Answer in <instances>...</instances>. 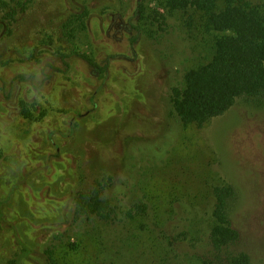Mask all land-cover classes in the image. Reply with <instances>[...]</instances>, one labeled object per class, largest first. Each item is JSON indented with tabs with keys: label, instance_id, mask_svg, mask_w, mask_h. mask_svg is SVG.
Wrapping results in <instances>:
<instances>
[{
	"label": "rangeland",
	"instance_id": "obj_1",
	"mask_svg": "<svg viewBox=\"0 0 264 264\" xmlns=\"http://www.w3.org/2000/svg\"><path fill=\"white\" fill-rule=\"evenodd\" d=\"M83 1L28 0L3 22L0 264H43L45 247L61 264H180L166 241L145 232V244L117 256L71 238V196L101 168L140 185L155 204L190 201L203 219L212 186L232 184L233 224L243 249L264 264V107L240 99L202 127L182 124L170 89L211 57L208 37L189 33L175 12L168 32L132 43L137 0ZM84 4L89 16L73 23ZM84 57L107 67L99 73ZM22 102L36 105L30 118Z\"/></svg>",
	"mask_w": 264,
	"mask_h": 264
},
{
	"label": "trees",
	"instance_id": "obj_2",
	"mask_svg": "<svg viewBox=\"0 0 264 264\" xmlns=\"http://www.w3.org/2000/svg\"><path fill=\"white\" fill-rule=\"evenodd\" d=\"M27 1L0 0L1 33L3 22L13 21ZM153 1L137 0L132 43L142 33L156 40L160 32H168L166 16L175 12L183 13L184 28L189 33L198 30L211 43V57L185 72L179 88L170 89V108L179 122L202 127L224 115L240 99L264 107V0ZM82 9L71 16L73 23L82 25V19L89 16L85 4ZM85 59L99 73L107 67ZM20 107L26 118L37 110L35 104L25 102ZM210 197V211L203 219L191 212L194 204L190 201L155 204L140 185L117 181L113 170L101 168L90 184L71 196L67 218L72 217V222L67 233L71 238L83 235L108 256L121 255L133 244L142 246L141 232H145L167 242L169 257L180 264H257L243 249L233 224L236 188L230 183L216 184L210 189ZM27 243L26 251L32 245ZM75 245L68 247L73 250ZM54 250L42 249L43 264H61L54 258Z\"/></svg>",
	"mask_w": 264,
	"mask_h": 264
}]
</instances>
